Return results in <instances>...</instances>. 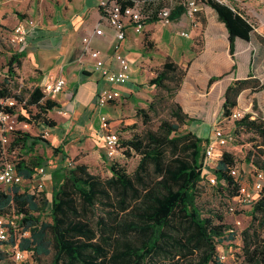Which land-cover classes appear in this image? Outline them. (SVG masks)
I'll use <instances>...</instances> for the list:
<instances>
[{"label":"trees","instance_id":"16d2710c","mask_svg":"<svg viewBox=\"0 0 264 264\" xmlns=\"http://www.w3.org/2000/svg\"><path fill=\"white\" fill-rule=\"evenodd\" d=\"M204 4L224 24L232 56L234 38L248 39L250 22L223 3L204 0ZM181 11L176 6L170 16L177 17ZM22 54V48L10 53L0 81V98L13 97L19 103L17 120L52 126L54 121L46 113L58 107L55 99L45 96L37 85L12 92L11 82L16 76L13 67L19 65ZM234 68L233 62L230 70ZM225 73L210 75L207 87ZM183 75L184 67L166 56L147 79L146 84L153 85L155 91L146 106L136 107L135 113L145 124L149 113L161 105L168 110V117L160 118L154 128L118 137L124 153L133 151L138 155L131 172L109 160L110 174L101 177L90 172L85 162L72 160L67 165L61 161L49 168L48 199L43 190L31 192L26 186L0 188V214H18L17 225L28 230L27 236L19 237V248L35 258L49 255L45 264H208L212 260L223 264L217 261L215 245L224 233L231 239L233 232L219 214L215 213L217 220L202 215L195 197L199 181L208 172L216 181L231 183L227 168L235 158L230 151L222 150L214 165L205 167L204 144L210 135L179 129L181 124L198 120L182 111L173 99ZM244 88H264L250 64L244 77L233 78L224 87L219 108L222 116H229L236 96ZM1 108L9 112L16 109L11 105ZM249 115L244 112L233 119V133L254 135V148L245 151L244 160L264 170V118ZM13 132L8 150L19 146L30 151L38 140L47 141L25 131ZM2 148L0 142V153ZM35 165L48 164L37 154L15 160L16 171L23 177H28ZM44 213L48 218H42ZM246 213L248 222L240 230L241 264H264V191L250 203ZM5 255L0 250V259Z\"/></svg>","mask_w":264,"mask_h":264},{"label":"crops","instance_id":"0c3cea01","mask_svg":"<svg viewBox=\"0 0 264 264\" xmlns=\"http://www.w3.org/2000/svg\"><path fill=\"white\" fill-rule=\"evenodd\" d=\"M242 2L253 19L264 22V8L261 7L264 0ZM18 20H23L26 31L23 42L10 45V52L17 47H23V54L16 67L18 78L39 87L52 77L64 78L61 90L50 96L59 105L51 109L54 110L53 113L51 110L47 111L46 115L54 124L46 128L50 129L61 123L64 127L58 136L53 132L48 134L49 146L61 147L60 141L64 135L75 131L87 133L93 136V139L96 135L102 148L100 134L97 136V130L100 129L99 120L95 124L90 117L98 108L94 104L95 93L105 80L99 73L89 69L91 59L86 53L78 54L82 47V35H89L90 46L99 49L101 54L111 53L113 31L102 21L95 0H0V39L6 46L9 45L7 38L12 27ZM97 24L102 29V33L98 35L92 33ZM262 27L264 28V24ZM253 30L257 32L256 27ZM179 31H185L188 35L182 36ZM253 42L250 34L248 39L235 37L231 56L228 51L226 28L207 5L193 15L179 13L167 25L149 20L140 32H134L126 26L118 51L129 61V78L124 84L115 86L118 96L104 105L107 117H119L120 108L123 106L132 108L134 113L136 107L146 106L155 91L154 86L146 84V81L163 59L169 56L184 67L182 81L173 99L182 111L201 118L202 125H207V119L220 108L226 84L233 78L244 77L248 64L254 74ZM238 57L246 70L244 75H236ZM233 62L235 68L230 70ZM224 71V75L207 87L206 82L210 75ZM240 92L236 96L237 104ZM227 129L230 132V128ZM210 133L211 130L208 136ZM86 139L90 141V137L87 136ZM61 150L59 151L64 154L59 157L60 160L62 157V163L71 159L65 146ZM55 156L51 155L56 160ZM54 165L56 164L44 166L45 182L49 181V168ZM245 166L248 167L247 162ZM244 205L249 208L248 204Z\"/></svg>","mask_w":264,"mask_h":264},{"label":"rangeland","instance_id":"374dc122","mask_svg":"<svg viewBox=\"0 0 264 264\" xmlns=\"http://www.w3.org/2000/svg\"><path fill=\"white\" fill-rule=\"evenodd\" d=\"M261 7L264 8V2L262 3ZM252 24L257 29V32L252 29L250 33L251 39L254 41L252 67L254 68L255 76L264 81V28L262 27L264 22L263 20L260 21L255 18L252 19ZM7 43L9 45L6 46L3 42H1L0 39V81L2 80L6 72V62L11 53L10 45L12 43L10 42L9 37L7 38ZM81 53V50H79L78 54ZM13 68L15 70L16 76L14 81L11 82L12 92L18 93L20 89L30 88L32 85H30L27 80L18 78V71L16 69V66ZM245 72L246 70H244L243 63L238 57L236 75H244ZM235 106L243 109L245 112H249L252 117L260 115L264 118V88L255 92L248 89L241 90L238 96V104L236 100ZM15 107L16 109H19L18 104L15 105ZM50 112L53 113L54 110H51ZM100 113H103L105 115L108 126L110 124L109 129L112 131L115 130L119 138H126L133 132H142L147 127L154 128L159 122L160 118L168 117V110L161 105H158L156 111L149 113L150 119L144 124L141 122L140 116L133 112L132 108L123 106L122 108H120L119 117L110 119L111 117H107L104 106H102L96 108L94 110V113L90 117L91 121H93L95 124L98 122V116ZM221 118L222 115L220 113V110L218 109V111H216L210 119H207V125H202V119L198 117V120L196 122H190L186 125L181 124L179 126V129L185 128L191 131H195V133L202 136H206L208 132L215 126H221L224 129L230 128L229 133L231 138L224 145L220 146V150L230 151L234 155L235 162L233 165L239 168V172L241 174V182L243 181L247 183L248 174L247 167L245 166L246 161L244 160V154L247 149L254 148L252 145L254 141L251 140L254 135L250 132L243 131H240L236 134L233 133V119L227 117H224L222 119ZM194 123H199L200 125ZM63 127L64 124L61 123L60 125H56L55 127L50 128V130L45 126L37 125L33 122H27L26 126H21L19 123H16L12 130L5 131L4 133L6 140L3 142L2 152L0 153V162L4 159L16 160L20 157L26 158L29 154H37L44 158L47 164H57L61 162L59 157L61 155H64L59 150H61L62 147L65 146V148L69 151L67 154L71 156V162H85L90 172L96 173L101 177L108 176L110 174L107 168V163L109 160H115L125 169L126 172H131L134 168L138 159V155L136 153H134L133 151H129L128 154L124 153L123 147H121L120 143L118 142L116 153L112 157H107L104 155L103 148L100 147V142L97 140L96 135L93 139L91 138L93 136L89 134L87 135V133L83 134L75 131H70L61 139V147H57V149L59 148V150H55L53 147L49 146L50 141L47 140V136L51 132L55 133V135L58 136L61 128ZM16 129L25 131L30 135L40 136L47 141L38 140L33 144L30 151L22 148L20 149L19 146H14L11 150H8V141L10 140L11 135L14 133L13 131ZM44 131H46L47 133L42 135V132ZM101 131V129H99V131L97 130V132H99L97 136H99ZM87 136L90 137V141L86 139ZM74 149L76 150V153L73 154ZM51 155H56V160L52 158ZM210 163L214 165L215 161H212ZM241 169L244 173H242ZM49 182L50 181L44 182V185L42 187L45 198L47 199L49 198ZM233 183L234 182H231L228 185H225L224 188H222L223 183L219 181L211 183L203 177L199 181L198 191L195 197V201L199 206L202 215H210L214 218V220H217V218L215 217V213L219 214L221 216V221L228 224V226L232 228L233 237L229 239L225 237L226 233H224L222 239L217 241L215 245V253L223 254V258L221 259H219L216 255L217 261L223 264H241L240 230L246 225L249 218L246 213L247 207L243 204L235 202L232 198L235 187ZM23 186L24 183H22L19 187L22 188ZM0 188L8 189L10 188V186H4L0 184ZM227 206H232L233 209L227 210ZM42 218L48 217L44 213L42 214ZM235 220H238L239 223L236 224ZM48 260L49 255H40L39 257L35 258L32 254L24 252L21 260L13 261L10 255H5L4 258L0 259V264H45ZM208 264L217 263L212 260L209 261Z\"/></svg>","mask_w":264,"mask_h":264},{"label":"built area","instance_id":"2783aa9c","mask_svg":"<svg viewBox=\"0 0 264 264\" xmlns=\"http://www.w3.org/2000/svg\"><path fill=\"white\" fill-rule=\"evenodd\" d=\"M219 3L227 5L231 10L245 17L250 22L252 29V17L245 9L242 0H215ZM204 0H126L121 3L119 0H97V8L100 17L113 31V39L111 42V53L109 55L101 54L100 50L90 46L89 35L80 37L82 53H86L90 59L89 69L96 71L103 77L105 83L102 84L95 93V106L102 107L110 100L118 96V90L115 86L124 84L129 78V61L118 51L120 41L124 38L125 28L129 26L134 32H140L147 20H156L160 24L167 25L171 23L172 17L170 13L176 6L181 7V12L187 15H193L205 6ZM251 29V30H252ZM25 28L23 20H18L12 27L9 36L10 42L19 44L25 39ZM93 34H101L102 29L97 24L92 29ZM182 36H187V32L179 31ZM22 48L23 47H17ZM64 84V78L61 76L52 77L39 87L41 92L50 97L59 92ZM19 105L13 97L0 98V105L15 106ZM20 107V106H19ZM244 110L240 108H232L227 118H239L244 114ZM17 109L13 112L0 109V142L6 140L5 131H10L19 123L26 126L24 120H17ZM252 117L251 115H249ZM226 117V116H225ZM99 128L102 130L100 139L102 142L103 153L107 157H111L117 151V133L109 129L106 117L103 113L98 116ZM46 134L47 132H42ZM231 138L229 130L221 126H215L211 129L209 138L204 144V164L205 167L213 166L212 161L220 156V146L224 145ZM70 159H66L64 164L69 165ZM248 182H241V174L239 168L231 165L227 168V173L231 176V182H234V192L232 198L240 204L250 205L261 192L264 191V170L255 167L251 162H247ZM242 173L243 170L241 169ZM48 176V175H47ZM49 178V177H48ZM204 178L211 183L216 182V178L212 172L205 174ZM45 182V170L43 165H35L28 177H23L16 171L15 160L4 159L0 162V184L4 186L18 185L24 183L31 192L42 190ZM225 186L224 180H219ZM23 186V187H24ZM232 206H227V210H232ZM18 214L12 211L0 214V250L10 255L13 261H19L23 257V253L27 252L18 247L17 242L20 236H27L28 230L21 229L17 225L15 218ZM238 224L239 221L235 220ZM228 230H232L229 227ZM12 236V239H10ZM29 253V252H28ZM219 259L223 258V254H216Z\"/></svg>","mask_w":264,"mask_h":264},{"label":"water","instance_id":"95a60500","mask_svg":"<svg viewBox=\"0 0 264 264\" xmlns=\"http://www.w3.org/2000/svg\"><path fill=\"white\" fill-rule=\"evenodd\" d=\"M95 4H97V0H95Z\"/></svg>","mask_w":264,"mask_h":264}]
</instances>
